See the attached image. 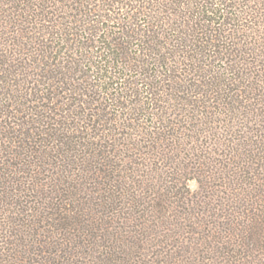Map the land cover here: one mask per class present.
I'll use <instances>...</instances> for the list:
<instances>
[{"label": "trees", "instance_id": "16d2710c", "mask_svg": "<svg viewBox=\"0 0 264 264\" xmlns=\"http://www.w3.org/2000/svg\"><path fill=\"white\" fill-rule=\"evenodd\" d=\"M246 1L0 0V264H264Z\"/></svg>", "mask_w": 264, "mask_h": 264}, {"label": "rangeland", "instance_id": "374dc122", "mask_svg": "<svg viewBox=\"0 0 264 264\" xmlns=\"http://www.w3.org/2000/svg\"><path fill=\"white\" fill-rule=\"evenodd\" d=\"M245 2H247L245 0ZM253 13V21H255L254 25L258 28V33L264 35V1L260 4L258 0H255L250 5ZM246 23V22H245ZM241 35V34H237ZM247 36H243L242 38H246ZM188 185L193 191H196L199 188V183L196 179L188 180Z\"/></svg>", "mask_w": 264, "mask_h": 264}]
</instances>
